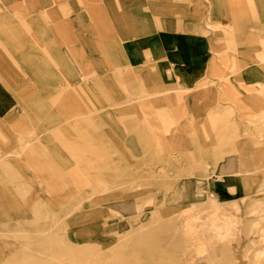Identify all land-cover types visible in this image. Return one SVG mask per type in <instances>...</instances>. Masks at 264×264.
Wrapping results in <instances>:
<instances>
[{"label": "rangeland", "instance_id": "374dc122", "mask_svg": "<svg viewBox=\"0 0 264 264\" xmlns=\"http://www.w3.org/2000/svg\"><path fill=\"white\" fill-rule=\"evenodd\" d=\"M219 1L0 0V264H264V0ZM176 23L196 84L129 58Z\"/></svg>", "mask_w": 264, "mask_h": 264}, {"label": "crops", "instance_id": "0c3cea01", "mask_svg": "<svg viewBox=\"0 0 264 264\" xmlns=\"http://www.w3.org/2000/svg\"><path fill=\"white\" fill-rule=\"evenodd\" d=\"M4 1L7 4L20 2V0H4ZM28 1H31L30 5L36 6L38 1L40 0H28ZM208 2L211 11L210 12L211 21L216 24L223 22L222 12L220 11L221 10L220 1L208 0ZM227 2L228 3H226L225 1V3L228 6V4L231 3V0H227ZM77 3L72 2L71 13L73 14L71 15L72 17L70 16V18H68L67 20L69 22H73L75 20L77 21L81 20L84 25H88L89 24L88 20H91V18L88 19L86 13L80 12V10L77 8ZM73 7H75L77 11H73ZM0 21L1 22L3 21L1 16H0ZM5 24L11 25L12 27L11 23H5ZM186 29H188V27ZM7 30H9V33L12 34H7V33L0 34V54L3 53L4 46L8 45L12 51L17 53V59H18L19 51H17L14 44L9 43L7 40V37L13 35L15 31L13 32V30H10V28ZM172 32H173L172 36L159 35L156 39L153 40L140 39L139 41L134 42L129 53L130 60L135 61L138 64L141 63L146 67V65L148 64L157 63L160 62L161 59H164V61L161 62L162 65H166L167 67H172V73L174 74V76L178 77L179 80L182 81L183 83L193 84L195 82L196 83L199 82L202 79L203 74L205 72L203 69L204 59L202 58L201 55V53L204 52L203 40L199 37L194 36L193 34L181 36L180 31H178V23L175 24L174 31ZM18 35H20V32L18 33ZM28 49L29 51H31V48L29 46ZM18 62L22 65L23 68H25V66L20 62L19 59ZM0 67L4 68L1 64ZM4 69L6 70V68ZM27 73H29L28 70ZM7 80H8V75H7ZM245 80L248 81V83L250 84L255 82H263L264 74L261 72V70L259 71V69L256 70V68H254V70L249 72L248 75H245ZM250 84H248V86H252ZM4 87H5L4 84L0 81V117L6 115V113H8L14 107L15 98L14 97L11 99L7 98L6 96L8 94H6V92L4 91Z\"/></svg>", "mask_w": 264, "mask_h": 264}]
</instances>
